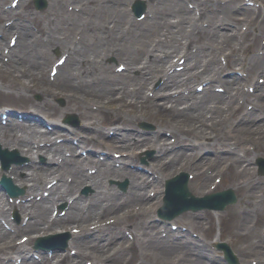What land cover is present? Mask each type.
Instances as JSON below:
<instances>
[{"label": "bare ground", "instance_id": "1", "mask_svg": "<svg viewBox=\"0 0 264 264\" xmlns=\"http://www.w3.org/2000/svg\"><path fill=\"white\" fill-rule=\"evenodd\" d=\"M26 0H22V5H24ZM82 4L84 5V14L80 13H73V16L76 17L75 21L79 24L81 19L83 18V22L85 23L86 21H90L91 26L96 25L95 23L99 24V27L97 30H90L84 29L82 27H79L80 31L82 32V42L85 44L81 47L78 44H73V42H68L69 46L71 48L72 53H70L69 57V63L64 67V71L61 73V78L63 79V86H61V89L73 87V85H77V82L79 81H85V77L89 75H97L101 79L105 78H113L114 75L112 73L106 72V63L103 61L102 57H105L108 55L110 52H108V47L102 46L100 44L101 38L109 39L112 38L115 40V44L119 46V56L121 55L122 49L125 50L122 54L126 53L128 54V60L126 61L127 64L133 68H137L136 62L141 60L140 62H144L145 66L147 67L146 70L150 71L149 75H140L137 77L134 76H122V80L119 81L120 83L118 85L116 84H102L99 83L97 84L94 89L97 93V95L102 96V94H106L107 92L113 93L112 96H116L115 89L117 88L119 91L120 98L125 96V95H131L134 94V96H137L138 98L144 100L145 95L141 96L137 91V88L144 87L148 82H149V76L152 74H156L160 71V69L163 67V65L168 61L170 57V52H173L178 48V45L181 44V38L186 39V40H191L192 38L195 39H201L203 35H201V32L204 33H210L212 36L211 38V43L216 42L213 47L215 49H218L222 47L219 45L216 35L217 32L213 30L214 24L218 21H223L222 19H225L224 17H231L235 19H239L241 17H235L233 15H226V16H221L219 13L214 11V5L216 0H205L206 3L201 2L200 0H196L197 4H201L203 7L202 13L197 17L194 15V17L191 14V11L189 8H185L182 4V2H179L178 0H175L172 2V4H168L167 9L162 10L158 16H156L153 19L147 20V27L144 32L141 33L140 37H136L132 35V30L135 27L136 21L134 18H132L130 15H127V10L121 6L120 2H128L130 0H80ZM25 2V3H24ZM58 10L63 12L61 8V0L58 1ZM79 4V3H77ZM82 4H79L82 6ZM208 7L212 10V12L208 11ZM51 10H54L53 7L49 8ZM237 10H240L241 14L244 16L248 15V8L247 6L243 7H238ZM8 10H6L7 12ZM55 13L57 12L54 10ZM174 11L176 12H182L184 15L181 17V20H184L187 24L186 25H181L178 23H175L168 19L169 14H173ZM96 14L97 19H93V16ZM178 17V15H177ZM110 18H113L112 20H116L118 24H123L122 27H118L120 29L119 32H111L110 30H107L105 28V24L107 26L108 20ZM243 18V17H242ZM245 18V17H244ZM199 19V20H198ZM204 20V25H199V21ZM227 20V19H226ZM12 26H14L12 24ZM64 33V36L67 37V33L70 35H73L72 32L69 31L68 28H62ZM27 30L24 31V34H26ZM234 30L232 28H227V30L224 32L227 34V37L233 38ZM69 35V36H70ZM130 35L131 37H126ZM56 36V35H55ZM55 36L51 34V39H55ZM97 40V43H95L93 46H91L89 41ZM208 39V37H207ZM57 40L60 41L58 38ZM69 40V39H68ZM113 40V41H114ZM87 41V42H86ZM78 42H81L78 41ZM77 42V43H78ZM186 44V42H184ZM22 49H19L21 48ZM181 47V46H179ZM29 48L34 52L36 50V54L31 53L32 51H29ZM46 44H42L38 42L37 44H34L32 41L28 40L27 38L23 37L22 35H19L17 42L15 45H13L10 48V53H13L15 57L13 58L12 62L10 63H0V83L4 87H11L13 84H18L21 86H24L23 83V75L25 74V78L27 80H35L36 78L34 77H39L38 73L33 71L30 66L27 64L29 63L30 60H32L37 67L39 64L40 66L45 65V62L43 60H39V55L46 49ZM160 50V52H158ZM78 51L82 52L83 60H84V65L81 66L78 64V61L76 60L78 56ZM29 52V53H28ZM160 54V56H159ZM166 54V55H164ZM165 56V57H164ZM233 60L231 62L234 64V62L237 60V57H232ZM81 61V60H79ZM207 62L204 69L202 71H205L204 73L200 74L202 76L208 74L207 71L217 68L218 63L216 59H214V56L212 53H209L208 51L205 50H199L192 55L189 56L188 61H187V68L184 71V75H186L188 78L192 75H197L195 73L194 68L195 65L197 64L202 65L203 62ZM207 66V67H206ZM8 68V69H7ZM190 68H193L192 70ZM144 70H140L141 72H145ZM4 73H7V79H3ZM127 73V72H126ZM147 73V71H146ZM125 74V73H123ZM180 74L176 73L173 76H170V78L167 81H164L161 83L160 86L163 87H168V86H178L181 84V77L179 76ZM240 78L235 76V77H230L227 79H223L224 84L226 87H228L230 90H236L238 89V85L240 83ZM136 84L135 89H130L129 86L132 84ZM84 86H87L86 88L90 89H84L82 92L83 96L89 93V91L93 90V87L89 85L88 83H84ZM159 86V87H160ZM92 87V88H91ZM159 87L155 89L156 93H159ZM78 88V87H76ZM79 91V89H77ZM140 91L142 89L140 88ZM81 92V91H80ZM214 94V93H213ZM202 95V94H201ZM212 95V94H211ZM220 96V94H218ZM201 97V96H200ZM205 97V96H203ZM261 97V96H260ZM264 98V97H261ZM221 101V106L219 105L218 108H226L228 107V110L231 108L232 102L230 101H225L223 98H220ZM75 104L80 102V96H75L74 101ZM145 103V106H148V102L143 101ZM154 103V102H152ZM157 105L163 106V103H158L156 102ZM130 106V105H129ZM143 106V105H142ZM189 103H187L184 106L179 107L180 110H183V112L187 113ZM223 106V107H222ZM36 107V104L35 106ZM39 108H46V103H41L38 104ZM178 108V107H177ZM178 109V110H179ZM198 111L196 114H192L194 116L199 115ZM231 111H229L223 119H226ZM222 119V120H223ZM251 119L249 117H246L245 115L240 116V121H242L243 124H247ZM177 121V120H175ZM216 121V120H214ZM212 121V123L214 122ZM178 125V130L182 131H190L192 136H199L200 138L204 139L206 136V131L202 128L196 129L194 126L187 125V124H181V121H177ZM19 123L11 121L8 123L9 129H6V126H0V141L2 146H8L10 147V143H12L13 138H18V145L21 146V150H23L25 153H30L32 154L34 152L33 150V141H36V138H41L43 139L42 135H46L45 132L41 131H35L34 128L30 126H24L23 124L19 125V129L15 126L18 125ZM116 130V129H115ZM181 132V131H180ZM107 136L105 133H103V129L101 131V137ZM124 134L118 133V131H115L113 135H110V138L105 139L102 138L101 143L104 145H113L115 141H118V143L121 146L129 147L132 149L140 140H145L148 139V136L145 135H140L135 137L136 141L134 143L131 142V137H127L126 139L124 138ZM134 138V137H132ZM157 144H159L160 148H163V145L165 144L164 138H159L157 140ZM50 146L44 147L45 152H54L60 145H57L55 142L49 144ZM179 153L178 151L174 152V157L166 165V169H164L163 175L167 176L168 172L172 173L173 170H177L179 167V164L177 163L180 157H176V155ZM90 160L92 159L91 157H88ZM85 161V158L81 157L80 159L75 158V161L72 166L67 168V171H69L72 175L74 174L73 178V186H78L82 182L86 181L85 179H88L87 173L83 170L82 163ZM162 161V159H161ZM97 162V161H96ZM95 162V163H96ZM160 162V161H159ZM205 160H201L200 162H197V167L199 169H203L205 163ZM185 163H188V160L185 161ZM181 168V167H180ZM43 174L45 176L50 173H61V168H57L54 165L46 164L42 168ZM239 171L245 172V166H240ZM30 178L33 179V183L30 184V187L34 188L37 187L41 184L43 180V176L37 175L36 172L30 171ZM122 173L124 175H127L130 177L131 180V191L130 195L126 198L123 199V196L119 192H115L114 189L112 191H106L102 187V178H107L108 176L112 174H119ZM120 174V175H122ZM199 175H201V171L199 172ZM138 173L136 172H130L126 168H120L116 166H112L109 163H102L100 172L96 174L94 177L89 176V181L91 185L95 187V196L94 200L96 201V204H93V206L88 209L86 212H83L82 210H79L80 204L79 202L73 203L71 205L69 211L70 213L65 215L64 220L72 218L74 221H84L89 215H91L95 210H92V208L96 209L98 206L101 208H110V209H118L122 207L123 202L129 198L130 199V204L132 202H140L139 204L142 206L141 213L138 214V217L141 216L143 213L142 211L144 210V213L146 210H148L149 207V199H147V192L145 185L141 182L138 181ZM208 177L207 174H202L203 180L201 183L205 181V179ZM158 183L152 182V185H155ZM61 187V188H60ZM65 188L63 185V182L57 183L56 186H54V190L52 191V194L47 198L43 199L42 202L39 203H27V205H24V208L27 209V206H29V211L31 214H33V217L26 226L22 227L20 225L17 226V229H23V230H32L35 229L36 233L40 232V229L42 227V223L46 220V208L47 204H45L46 200L50 202L49 199L52 200H59L62 199V195L64 194ZM56 189V190H55ZM4 211L2 208H0V214L1 212ZM63 219L60 220H55L52 223H59L62 222ZM45 223V222H44ZM150 231H153V228L149 229ZM9 231L0 225V239L9 236L10 234L8 233ZM12 234V233H11ZM264 238V237H263ZM158 245H161V243L158 242ZM169 243L164 242L162 247L165 250ZM181 245V244H180ZM99 248H103V250H107L108 247L105 246L103 243H98ZM150 247H161L155 245L153 242L150 243ZM264 247V242L262 244V247L259 246V250ZM161 250V248H160ZM96 257V256H94ZM189 257V261L183 264H199V261L196 258H193L191 256ZM116 258V256H115ZM78 262V259L76 261L69 262V264H74ZM3 264V263H2ZM8 264V263H7ZM104 264V263H103ZM245 264V262L243 263Z\"/></svg>", "mask_w": 264, "mask_h": 264}, {"label": "rangeland", "instance_id": "2", "mask_svg": "<svg viewBox=\"0 0 264 264\" xmlns=\"http://www.w3.org/2000/svg\"><path fill=\"white\" fill-rule=\"evenodd\" d=\"M241 0H238V2H240ZM263 1V3H264V0H262ZM7 2H8V0H0V4H3V5H6L7 4ZM129 2V1H128ZM128 2L126 1L125 3H123V2H120V4H121V6H123L125 9H128ZM146 4H150L149 3V1L148 2H145ZM26 7H28L30 10H33V7L31 6V4L30 3H28L26 6H22V7H20L19 8V13H24V11L26 10ZM228 9V7H225V8H223L222 9V11L221 12H219V14H222L224 11H226L227 9ZM129 10V9H128ZM36 14H40V15H42V13H40L39 11H37V13ZM174 15H176V13L175 14H173V15H170V17L168 16V18H170V19H173V16ZM42 18V20H44V17L42 16L41 17ZM259 17H257L256 19H253L252 21L251 20H249V19H246L245 21H246V24L248 25V27H249V29L251 30L250 32H249V34L246 36V38H245V40L246 41H248V40H250V39H252V37L254 36V34H255V32H256V40H255V43L252 45V49H254V48H256V46L258 45V43H259V38H261V36H264V18H262V22H259V19H258ZM93 19H97V16H96V14L94 15V17H93ZM1 21V20H0ZM109 21L111 22L112 21V18H110L109 19ZM61 22V23H60ZM115 22V25L113 26V29H115L114 31H112V32H115L116 31V29H118V27H119V24L116 22V21H114ZM113 22V23H114ZM241 22V21H240ZM239 22V23H240ZM55 23V22H54ZM59 25H63V26H67V27H69V28H71L70 30L72 31H74V30H76V34H78L79 35V33L80 32H78L79 31V28L78 27H76L77 25L74 23V21H71V20H61V21H59ZM84 22L81 20L80 21V27H82V26H84V27H86V29H90L91 31L92 30H94V28H95V26H97V23H95L96 25H92L91 26V24H90V21H86L85 22V24H83ZM255 24H257L256 26H254ZM58 25V26H59ZM53 27H54V31H56L55 29H57L56 28V26H57V23L56 24H54V25H52ZM105 26V28L106 27H108V26H106V24L104 25ZM120 26H122V24H120ZM239 26V25H238ZM261 26H262V29H260L261 28ZM76 27V28H75ZM252 27H255V28H252ZM96 30V29H95ZM137 30V29H136ZM37 32H39V30L37 31ZM36 32V33H37ZM57 33H59V34H57V37H60V35H61V33L59 32V31H56ZM63 32H65V31H63ZM136 31H135V29L132 31V34H134ZM73 34H75V32H72ZM257 33H259V34H257ZM207 35V34H206ZM25 38H29V39H31V36H29L28 34H25ZM202 40H203V37L201 38ZM101 40L102 41H100V43L101 44H104L106 47H110V50L111 49H113L114 47H115V45H113L112 46V44H113V41H108L107 39H105V38H101ZM70 41H72V36L70 35ZM93 41H96L97 42V40H93ZM201 40H198V39H195V38H192V43H196V42H200ZM233 41V40H232ZM231 41V42H232ZM5 42H6V39H5ZM5 42H4V44H5ZM65 44H67V43H63V44H61L60 46H63L64 47V45ZM236 43H235V39H234V41L232 42V43H230V45L229 46H233V45H235ZM238 44V43H237ZM236 44V45H237ZM242 46V48H244V50H246L245 49V47H246V43L243 45H241ZM53 47H54V45H48V48H47V53H51V51L53 50ZM112 47V48H111ZM178 47H179V45H178ZM21 48H22V46H21ZM21 48H19V49H21ZM65 48V47H64ZM225 48H228V46H227V44H225L224 43V46H222L219 50L220 51H222V50H224L225 51ZM3 49V48H2ZM178 48H176V50H174L173 52H172V55H174L175 53H177L178 51H179V49L177 50ZM109 50V49H108ZM214 51V54L219 58V52L220 51ZM116 52H117V50H115ZM247 52V57L249 58V56H250V54L252 53L251 51H249L250 53H248V51L246 50L245 51V53ZM29 53V52H28ZM31 53H34L33 51L31 52ZM118 53V52H117ZM116 53V54H117ZM238 55H241V51H238V53H237ZM5 54L3 53V50L1 51V48H0V63H7L6 62V60H4L3 58V56H4ZM108 56H112V55H108ZM51 57L53 58V56L51 55ZM126 56L124 55L123 57H121V58H119L121 61H123L124 60V58H125ZM105 61V63H106V66H108L109 65V68L107 67L106 68V71H105V73L106 72H109V71H113L114 72V70H113V67H114V63L112 62V60H108L107 59V57H106V59H104ZM118 60V59H117ZM263 60H264V58H263ZM9 63V62H8ZM139 65L140 64H142V63H139V62H137ZM136 63V64H137ZM29 66H30V68L33 70V71H35V72H38V75H39V77H34V78H36L35 80H33V81H31V80H27L26 78H25V74L23 75V83H24V86H21V85H18V84H14L10 89L12 90V93H10V92H4L1 88H0V102H5V103H11V104H14V105H16V107L17 106H20V107H26V106H31V104L30 103H32V102H34V101H36V102H42V101H44V99L45 100H51V102L54 104L53 105V107L54 108H60V109H64V110H66V111H75L77 114H79L80 115V117H81V120H82V122H86V120L84 119V117H83V115H84V112H82V108L81 107H79V106H77L78 104H72V100H68V98L65 96V95H67V92H68V90H69V88H65V89H61V86H63V81H62V79L61 78H59L60 76L58 75V76H56V78H55V80L53 81V80H51V79H49V77L47 76V74H48V68H49V62L47 61L46 62V64L45 65H43V66H40V65H38L37 67L35 66V64H34V62L32 61V60H30L29 61V63H27ZM261 65L262 66H264V62L263 63H261ZM8 69V68H7ZM224 70H226V69H224ZM131 71V70H130ZM130 71H129V73H130ZM128 73V72H127ZM139 73H135L134 72V76H137ZM161 74V71L158 73V74H156L157 75V77L158 76H161L160 75ZM91 76H95V74L94 75H87L85 78H88L87 80H86V82L87 83H90V84H92V85H95V83H92V78H91ZM117 77H119V75H116ZM156 77V78H157ZM3 79H7V73H4V76H3ZM98 79V78H97ZM105 80V79H104ZM107 80V79H106ZM104 81L103 82V85L104 84H111V83H109L108 81H110V80H108V81ZM151 81V80H150ZM135 86V85H134ZM0 87H1V84H0ZM73 87L75 88V87H78V89H81V88H79V87H81L79 84H77L76 86L75 85H73ZM84 87V86H83ZM93 87V90H91V91H89V93H88V95H87V97H86V99H87V101H92V102H97V103H99V104H103V105H101V107H100V109L99 110H97V111H92V112H90V119L94 122L93 124H95L96 126H102L105 130H106V133H107V135L109 134V136L112 134H110V130L112 131H114V127H117V126H115V124L117 123V122H120V120L119 119H117V120H115V121H112V118L115 116V113H113V111H115V109L114 108H112V107H108L106 104H108L109 103V101H111L110 102V104L112 105V106H118L122 101H120V99H119V97L118 98H114V97H112L111 95H104V94H102V96H99V95H97V93H96V91H95V89H94V87L95 86H92ZM91 87V88H92ZM147 87L148 86H146V87H144L145 88V90L147 89ZM57 88H59L60 90L58 91L57 90ZM85 89H90V88H85ZM170 88H168V89H164V92L165 91H167L168 92V90H169ZM3 92H2V91ZM81 90H83L84 91V89H81ZM144 90V91H145ZM36 93H40L41 94V96H42V98L41 99H38V98H36ZM53 93V94H52ZM52 95V96H51ZM146 95H147V91H146ZM51 96V97H50ZM150 99H148L147 101L149 102V103H151L152 101H155V100H157V101H162V100H160V99H158L159 97L157 96V95H152V96H149V95H147ZM64 98V100H63V104H61V103H59L58 102V100H57V98ZM26 100H30V102H26V103H24ZM32 101V102H31ZM124 101H125V103H127L128 102V105H130V106H133V107H136L137 108V110H138V112L141 114V115H145V114H148L149 115V117H148V122L149 123H151V127H142L141 126V118H139V119H137V120H132V121H130V120H128L127 121V123L121 128V129H123L125 132H128V131H135V129H134V127H137L136 128V131H137V129H139V130H141L142 132H144V131H147L146 133L147 134H151L153 131H155V134H159L163 129H162V127L163 126H167V125H170V123H171V125L174 127L175 126V124L177 123V121H181V124H185V123H187L188 121V123L189 124H187V125H190L191 123H193V121H195V119H196V116H194V115H192V114H194L193 112L194 111H189V112H187V113H185V112H183V110H180L179 109V106H180V104H181V102H179V104H177V105H174V104H172V105H170V103H168V102H164V104L165 105H163V106H158V105H154V104H150L148 107H147V110L142 106L143 105V102L142 103H140V102H138L137 101V98H136V103H134L133 101H135V99H133V98H131V96H130V98H129V101H128V99H124ZM160 103V102H159ZM141 104V105H140ZM219 104V103H218ZM178 108H177V107ZM31 108V107H30ZM179 109V110H178ZM37 113H38V115L41 117V119L42 120H48V117L49 116H53L56 120H60L61 119V113H59V112H54V113H50V112H46V111H42V110H39V111H37ZM204 113V116H206V114L208 113V112H204V110H202L201 112H200V114H203ZM100 118H102L103 120H102V122L101 123H99V121L98 120H100ZM175 120H177V121H175ZM171 121V122H170ZM230 123H231V120H228L227 121V123H225V125H226V127L227 126H229L230 125ZM235 123V122H234ZM178 124V123H177ZM233 124V123H232ZM172 126L171 127H168V128H172ZM56 130H58V129H61V128H55ZM173 129V128H172ZM56 130L55 131H52L51 132V134L53 135V134H57L58 132H56ZM81 130L83 131L84 129L83 128H81ZM260 130L261 131H263L262 133H263V135H264V125H262L261 127H260ZM152 131V132H151ZM146 134V135H147ZM96 136H97V138H96ZM263 139H264V137L262 136V135H260ZM94 137H95V139H94ZM98 139H99V137H98V132H95V130H94V128H93V130H92V133H91V137H90V139H89V144H93V145H99V147H104V146H101L100 145V143H99V141H98ZM166 139H168V137H166ZM92 140V141H91ZM169 140V139H168ZM152 142H151V140H149V141H144V143H142L141 145H140V147H138L137 149H142L143 147H148V149L149 150H151L152 149V147H149L150 146V144H151ZM146 144V145H145ZM147 145H149V146H147ZM154 145V144H153ZM261 145H264V141H262L261 142ZM105 148V150L107 149V150H114V149H118L119 151L120 150H122V148H118V147H112V148H106V147H104ZM103 148V149H104ZM44 153H46V152H44ZM44 153H41V152H37L36 151V153H33V155H31L32 157L33 156H35L36 154H43L44 155ZM47 154V153H46ZM48 156V155H47ZM134 155H130L129 157H127V159H126V161H128V162H131V160L133 161L134 160ZM34 158V157H33ZM149 159H151V158H149ZM47 161H49L48 159H47ZM151 161V160H150ZM45 162H46V160H45ZM220 165V164H219ZM189 168V167H188ZM30 169H32V168H28V166H26V168H25V170L26 171H29ZM24 169L23 170H18L17 171V173L18 172H21L20 174L18 173V175H24L25 173H24V171H25ZM181 170V169H180ZM180 170H178V171H180ZM207 170V169H206ZM178 171H174V172H178ZM195 172H197V169L195 168V170H194ZM173 172V173H174ZM8 173H10V174H13V172L12 171H8ZM237 176H242V173H239V172H236V170H235V168L234 167H230L229 168V171L227 172V175H226V177H225V179L223 180V182H222V184L218 187V188H223V187H225L226 185H228L231 181H233V179H235V178H237ZM117 177V176H116ZM243 177H245L246 178V175H244ZM252 177H254V176H252ZM252 177H251V179H252ZM113 179H115V180H117V178H113ZM250 179V180H251ZM109 180V181H108ZM210 180H211V178H210ZM209 180V181H210ZM237 180V179H236ZM254 180V179H253ZM252 180V181H253ZM195 181V180H194ZM194 181H193V183H194ZM107 184V185H106ZM247 184L248 183H246L245 185H243L240 189L239 188H237V192H238V194H239V201H241L237 206H231L230 207V209H229V212H228V214L229 215H227V216H225V215H223V217H222V219H221V222H222V225L226 228V233H228V236L230 235V237H226V238H232L233 240H234V243H235V246H236V248L237 249H239L240 250V252H241V249H243V246H245V245H248L250 242L252 243V244H254V245H256V242H258V239H256V238H259V236H260V229H261V227H262V223H261V221L262 220H264V206H263V209L262 208H259V216H258V224L256 225V227L254 228H249V230H255V236L254 237H248V234H244V235H240V234H233V230H234V228H236V226H237V221L239 220V216H240V214L238 213V206H240V207H245V206H253V204H254V202H249L248 200H247V198H242L241 197V191H243L244 189H246V186H247ZM104 185L106 186V188H109V189H111V187L112 186H114V184H112V183H110V179H105V181H104ZM236 186H238L239 187V185H237V184H235ZM190 188L192 189V188H196L194 185H191L190 186ZM198 189V188H197ZM202 188H199L198 189V191L199 190H201ZM264 203V202H263ZM262 203V204H263ZM1 204V203H0ZM81 204V203H80ZM134 204H135V202H134ZM122 209V208H121ZM92 210H96V209H92ZM49 212H50V206L48 207V210H47V213H46V216L49 214ZM96 212V211H95ZM95 212L92 214V216L95 214ZM108 214L106 215V216H108V215H117V214H120L121 213V210H119L117 213H115V214H111V213H109V212H107ZM104 215V214H103ZM102 215V218H104V217H106V216H103ZM7 216V215H6ZM91 216V217H92ZM90 217V218H91ZM205 217V216H204ZM204 217H202V219H204ZM89 218V220L87 221V222H90L93 218H91L90 219ZM249 219V218H248ZM73 221L71 220V222L70 223H72ZM250 222H251V220L249 219V220H246V223H247V226H248V224L250 225ZM233 223H235L234 225H233ZM260 223H261V225H260ZM69 225V224H68ZM215 227H216V225H215V223H214V219L212 220V226H211V228H210V230H209V235H213L215 232H216V230H215ZM251 227V226H250ZM114 230V229H113ZM240 231V233H244V232H242V230H239ZM28 232H30L31 233V231H28ZM103 232H105V231H100V233L99 234H102ZM252 236V235H251ZM13 237V236H12ZM9 239L11 240V237H8L7 238V240L6 241H0L1 242V244H3V243H5V242H7V241H9ZM109 241V240H108ZM244 241H246L245 243H243ZM256 241V242H255ZM112 246L113 245H109V248H108V250L110 249L111 250V248H112ZM81 248V247H80ZM178 250H171V252L170 253H168V254H166V256H167V258L168 259H170V262L172 263V260L174 261V258H176L177 257V253H175L174 255L172 254V252H177ZM126 254L124 253V252H122L119 256V259H118V263H119V261L122 259V257H124ZM260 257L262 258V256L260 255ZM88 258H91L92 259V255H88ZM172 258V259H171ZM180 258V257H179ZM151 259H153V258H151ZM84 257H82V260H80V262H81V264H85L84 263ZM182 262L183 263H185V262H187L186 260H182ZM131 263L132 264H135V259H132V261H131ZM159 264V261H154V264ZM202 263H203V261H202ZM115 264V263H114ZM180 264H181V262H180ZM262 264H264V263H262Z\"/></svg>", "mask_w": 264, "mask_h": 264}]
</instances>
